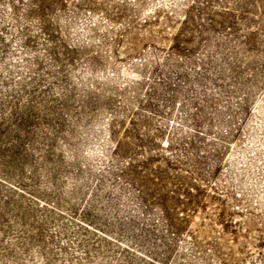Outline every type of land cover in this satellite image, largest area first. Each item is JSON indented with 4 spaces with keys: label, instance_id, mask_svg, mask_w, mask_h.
I'll return each instance as SVG.
<instances>
[{
    "label": "rangeland",
    "instance_id": "374dc122",
    "mask_svg": "<svg viewBox=\"0 0 264 264\" xmlns=\"http://www.w3.org/2000/svg\"><path fill=\"white\" fill-rule=\"evenodd\" d=\"M0 264H264V0H0Z\"/></svg>",
    "mask_w": 264,
    "mask_h": 264
}]
</instances>
